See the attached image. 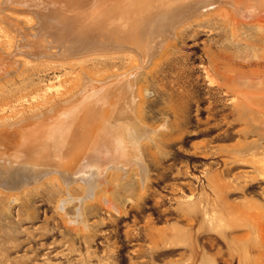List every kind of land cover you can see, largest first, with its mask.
I'll list each match as a JSON object with an SVG mask.
<instances>
[{"label": "rangeland", "instance_id": "1", "mask_svg": "<svg viewBox=\"0 0 264 264\" xmlns=\"http://www.w3.org/2000/svg\"><path fill=\"white\" fill-rule=\"evenodd\" d=\"M98 1L111 26L139 35L131 0ZM235 15L227 6L180 25L138 75L139 117L159 129L140 147L145 180L136 165L122 177L109 170L81 215L78 199L59 206L69 190L83 197L79 184L46 178L20 191L19 201L0 192V264H264V63L241 53ZM4 27L0 46L10 50L16 32ZM129 52L24 61L0 82V123L66 99L82 76L134 72L142 60ZM202 210L224 220L212 225Z\"/></svg>", "mask_w": 264, "mask_h": 264}, {"label": "bare ground", "instance_id": "2", "mask_svg": "<svg viewBox=\"0 0 264 264\" xmlns=\"http://www.w3.org/2000/svg\"><path fill=\"white\" fill-rule=\"evenodd\" d=\"M98 2L0 0V25L6 24L16 32L10 50L0 46L1 83L17 73L24 61H82L88 56L125 49L129 54L135 51L142 60L134 72L124 75L94 80L85 74L73 91L67 87L72 92L66 99L18 121L0 123V192L10 193L12 201H19L20 191L46 178L68 189L79 184L85 190L83 197H75L69 190V197L62 199L59 206L64 208L70 200L78 199L81 215L86 201L96 198V190L109 170L122 177L136 165L142 178L147 177L148 166L140 147L159 129L147 127L139 117V106L143 104L140 105L142 95L136 79L154 64L155 57L162 56L180 25L213 9L230 6L237 15L232 29L242 38L241 53L264 63V0H131V10L135 12L131 23L139 25L140 36L133 32L123 35L119 28L111 26L108 13H103ZM71 82L76 83L74 79ZM2 107L6 112L7 107ZM104 200L113 208L109 196ZM192 204L191 209L197 210L196 202ZM204 213L212 225L224 220L216 211L212 215L209 210Z\"/></svg>", "mask_w": 264, "mask_h": 264}]
</instances>
